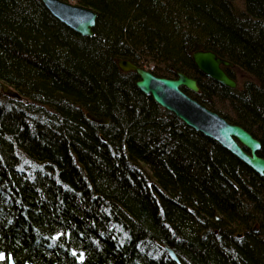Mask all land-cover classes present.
<instances>
[{
    "label": "trees",
    "instance_id": "trees-1",
    "mask_svg": "<svg viewBox=\"0 0 264 264\" xmlns=\"http://www.w3.org/2000/svg\"><path fill=\"white\" fill-rule=\"evenodd\" d=\"M62 1L96 12L92 36L40 0H0V80L20 95L0 90V264H264V174L117 67L195 78L183 90L263 157L264 0ZM195 50L232 62L236 87Z\"/></svg>",
    "mask_w": 264,
    "mask_h": 264
},
{
    "label": "water",
    "instance_id": "water-1",
    "mask_svg": "<svg viewBox=\"0 0 264 264\" xmlns=\"http://www.w3.org/2000/svg\"><path fill=\"white\" fill-rule=\"evenodd\" d=\"M46 9L60 22L83 36H92V28L96 21V12L90 8L62 1L40 0ZM191 59L196 69L203 75L229 88H235L236 82L228 76L223 66H231L232 62L221 58L211 50H195ZM117 67L123 72H133L137 77L134 84L137 89L162 108L172 112L185 125L202 133L204 136L216 140L238 160L257 174H264V156L257 154L261 142L250 132L238 124H233L217 113L209 110L183 89L191 92L198 91L195 78L182 72H176L175 77H159L150 70L140 67L129 60L118 59ZM0 90L4 95L19 99L20 95L0 80ZM85 117L97 124H106L108 118L96 117L85 112ZM168 255L176 262L173 250L164 246ZM8 264H14L11 256L7 257ZM28 264V263H25Z\"/></svg>",
    "mask_w": 264,
    "mask_h": 264
},
{
    "label": "bare ground",
    "instance_id": "bare-ground-1",
    "mask_svg": "<svg viewBox=\"0 0 264 264\" xmlns=\"http://www.w3.org/2000/svg\"><path fill=\"white\" fill-rule=\"evenodd\" d=\"M185 74V73H184ZM188 76V75H187ZM190 77V76H189ZM203 105V104H202ZM206 107V106H205ZM207 108V107H206ZM210 110V109H209ZM211 111H213V110H211ZM213 112H215V111H213ZM215 113H217V112H215ZM218 114V113H217ZM218 115H220V114H218ZM221 116V115H220Z\"/></svg>",
    "mask_w": 264,
    "mask_h": 264
},
{
    "label": "rangeland",
    "instance_id": "rangeland-1",
    "mask_svg": "<svg viewBox=\"0 0 264 264\" xmlns=\"http://www.w3.org/2000/svg\"><path fill=\"white\" fill-rule=\"evenodd\" d=\"M237 1H240V0H237ZM70 3H73V2H70Z\"/></svg>",
    "mask_w": 264,
    "mask_h": 264
}]
</instances>
